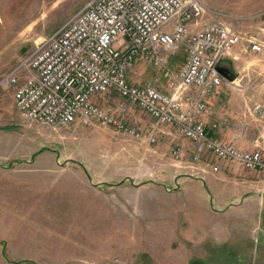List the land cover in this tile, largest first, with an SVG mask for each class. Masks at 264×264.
I'll return each mask as SVG.
<instances>
[{
    "label": "rangeland",
    "instance_id": "1",
    "mask_svg": "<svg viewBox=\"0 0 264 264\" xmlns=\"http://www.w3.org/2000/svg\"><path fill=\"white\" fill-rule=\"evenodd\" d=\"M87 1L0 0V77ZM205 3L208 11L200 22L236 21L238 44L249 46L252 40L261 46L256 65L264 78V0ZM184 56L181 45L169 54L170 68L178 69ZM154 77L165 91L164 76L149 63L136 59L127 72L138 84ZM249 89L264 94L255 83ZM94 99L114 107L118 98ZM145 115L138 107L123 115L139 138L108 126L35 123L37 149L46 150L47 167L40 168L39 161L16 165L10 170L15 180L4 179L10 187L0 183V264H264V197L261 206L244 204L260 206L255 213L204 217L190 203L196 200L191 193L207 189L195 179L199 172L190 151L184 148L176 159L169 142L157 135L148 142L152 122ZM175 143L185 146L179 139ZM204 227V242L185 240Z\"/></svg>",
    "mask_w": 264,
    "mask_h": 264
},
{
    "label": "built area",
    "instance_id": "2",
    "mask_svg": "<svg viewBox=\"0 0 264 264\" xmlns=\"http://www.w3.org/2000/svg\"><path fill=\"white\" fill-rule=\"evenodd\" d=\"M207 11L205 0H88L58 29L39 37L33 50L0 77V88H13L14 106L28 121L108 126L139 138L137 127L123 120L135 106L153 120L148 142L155 141L159 126H171L194 144L192 161L207 150L264 171L259 149L239 148L206 130L208 98L223 81L219 64L242 38L236 21L200 22ZM181 45L185 56L172 70L169 54ZM249 48L261 50L252 40ZM136 59L162 73L165 91L157 77L143 84L128 80ZM109 94L118 98L114 107L94 99ZM171 152L179 159L183 148L175 145Z\"/></svg>",
    "mask_w": 264,
    "mask_h": 264
},
{
    "label": "crops",
    "instance_id": "3",
    "mask_svg": "<svg viewBox=\"0 0 264 264\" xmlns=\"http://www.w3.org/2000/svg\"><path fill=\"white\" fill-rule=\"evenodd\" d=\"M256 62V53L243 43L235 45L223 57L219 67L227 69L233 79L223 78L222 83L210 95L208 98L210 113L204 121L210 136L231 141L242 149L257 148L264 162V94L261 95L253 90L251 92L249 89L254 83L256 86L264 87V78L261 76L263 70L256 65ZM12 91V87L0 90V183L4 184L2 189L6 187L5 178L15 180V175L10 170H13L16 165L22 163L36 165L39 161L40 168L47 167V159L45 156L44 159L42 158L46 150L37 149L35 122L26 120L17 111L13 103ZM131 108L136 109L135 106ZM145 116L153 126V120L148 115ZM212 124L215 125L212 126ZM156 131L157 138L159 137L163 142H169L172 147L180 145L175 143L179 139L185 145L184 147L181 145L183 152L184 148L190 151L191 158L194 144L190 140L179 137L171 126H159ZM48 161V165L51 166L52 158ZM43 162L45 164H42ZM191 164L199 172L195 177L197 183L207 189L191 193L190 198L193 196L192 198L196 200L190 203L198 206L204 217L222 216L229 211L242 214L245 209L255 213L261 206L264 197L263 170L245 169L238 162L216 158L207 150H204ZM213 167H216V170ZM17 181L20 179L17 178ZM180 183L177 181V184ZM259 184L263 186L261 190L248 189L259 187ZM246 201L255 202L260 206L256 209L245 208ZM206 231L204 227L185 240L191 242L194 239L196 243H202L208 238ZM220 232L218 223L217 233Z\"/></svg>",
    "mask_w": 264,
    "mask_h": 264
},
{
    "label": "water",
    "instance_id": "4",
    "mask_svg": "<svg viewBox=\"0 0 264 264\" xmlns=\"http://www.w3.org/2000/svg\"><path fill=\"white\" fill-rule=\"evenodd\" d=\"M218 71L222 75L223 78H225L227 80H232L233 79V76L228 72L227 69L222 68V67H218ZM136 185H141V183H138Z\"/></svg>",
    "mask_w": 264,
    "mask_h": 264
}]
</instances>
